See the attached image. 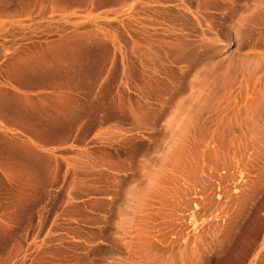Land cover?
<instances>
[{
    "label": "rangeland",
    "instance_id": "374dc122",
    "mask_svg": "<svg viewBox=\"0 0 264 264\" xmlns=\"http://www.w3.org/2000/svg\"><path fill=\"white\" fill-rule=\"evenodd\" d=\"M257 3L0 0V264H264Z\"/></svg>",
    "mask_w": 264,
    "mask_h": 264
},
{
    "label": "bare ground",
    "instance_id": "6f19581e",
    "mask_svg": "<svg viewBox=\"0 0 264 264\" xmlns=\"http://www.w3.org/2000/svg\"><path fill=\"white\" fill-rule=\"evenodd\" d=\"M254 7L253 8H256L257 10L256 11H260V12H262V11H264V5L263 4H261V3H257V4H255V5H253ZM199 18V17H198ZM246 18H247V16L246 17H244V16H240L238 19H237V21L235 22L236 23V25L238 26V27H243L244 25H246L245 24V22H246ZM235 25V26H236ZM233 26V25H232ZM202 33H203V31H201ZM157 36V35H156ZM164 38H165V36H164ZM166 39V38H165ZM182 52H183V50H182ZM180 53V52H179ZM185 54V53H184ZM187 74H189V71L188 70H182L181 71V75H180V80H179V82H178V86H183L184 84H185V77H186V75ZM166 83H167V81H166ZM167 85H168V83H167ZM177 89H176V92H178L179 90H180V87H176ZM193 88V87H192ZM192 88L190 89V91L192 92ZM176 92H174V93H176ZM176 95V94H175ZM175 96H173V95H170L169 97H167L166 99H165V102H167V103H169L173 98H174ZM198 97V96H197ZM179 160V159H178ZM196 188V187H195Z\"/></svg>",
    "mask_w": 264,
    "mask_h": 264
}]
</instances>
